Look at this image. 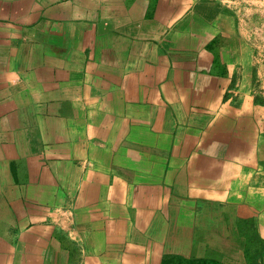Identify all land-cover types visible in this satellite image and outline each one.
Wrapping results in <instances>:
<instances>
[{"label":"crops","instance_id":"1","mask_svg":"<svg viewBox=\"0 0 264 264\" xmlns=\"http://www.w3.org/2000/svg\"><path fill=\"white\" fill-rule=\"evenodd\" d=\"M237 39L217 0H0V264H264Z\"/></svg>","mask_w":264,"mask_h":264},{"label":"rangeland","instance_id":"2","mask_svg":"<svg viewBox=\"0 0 264 264\" xmlns=\"http://www.w3.org/2000/svg\"><path fill=\"white\" fill-rule=\"evenodd\" d=\"M217 2L233 15L238 38L236 54H241L242 60L245 61L247 55V61L251 63L250 73L244 79L238 72L233 85L236 90L241 87L249 90L254 103L264 106V0H217ZM250 241L255 247L261 246L257 237L251 238ZM250 261L252 264L256 262L255 254L251 253Z\"/></svg>","mask_w":264,"mask_h":264},{"label":"trees","instance_id":"3","mask_svg":"<svg viewBox=\"0 0 264 264\" xmlns=\"http://www.w3.org/2000/svg\"><path fill=\"white\" fill-rule=\"evenodd\" d=\"M190 264H221V263H214V262H211V261H209V260H203V261H195V262H192V263H190Z\"/></svg>","mask_w":264,"mask_h":264}]
</instances>
